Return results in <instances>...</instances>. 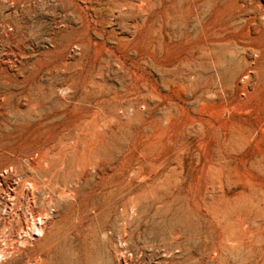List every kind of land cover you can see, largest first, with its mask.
<instances>
[{
	"label": "rangeland",
	"instance_id": "374dc122",
	"mask_svg": "<svg viewBox=\"0 0 264 264\" xmlns=\"http://www.w3.org/2000/svg\"><path fill=\"white\" fill-rule=\"evenodd\" d=\"M243 1L0 0V38L9 39L0 42V145L73 128L99 93L72 118L33 121L17 109L26 108L25 94L78 98L94 78L103 95L112 94L107 111L127 107V124L111 128L131 190L163 172L188 186L214 175L227 192L252 190L264 201V64L260 79L241 82L247 94L235 84L237 60L223 62L220 53L242 41L250 61L264 62V27L231 24ZM205 45L217 50L210 58L202 56ZM105 58L111 64L100 69ZM142 211L148 221L131 231L127 261L157 264L171 253L159 248V213L145 202ZM97 229H75L56 261H102L83 249Z\"/></svg>",
	"mask_w": 264,
	"mask_h": 264
},
{
	"label": "bare ground",
	"instance_id": "6f19581e",
	"mask_svg": "<svg viewBox=\"0 0 264 264\" xmlns=\"http://www.w3.org/2000/svg\"><path fill=\"white\" fill-rule=\"evenodd\" d=\"M239 11L231 24L264 27V0L243 1ZM0 39L3 46L9 41L8 36ZM249 48L236 41L220 49L223 62L230 56L237 60L235 84L247 94L241 82L259 78L264 64L263 57L250 61ZM215 52L213 46L202 48L205 58ZM254 54H262L261 49L253 48ZM110 64L105 58L100 69ZM100 87L88 78L78 98L56 91L24 95L26 108L18 113L38 121L72 118L85 99L100 94L73 128L30 144L0 145V264H62L56 260L70 234L89 223L98 229L83 249L90 248L102 261L69 264H135L127 261V251L133 228L148 221L144 202L159 213V248L171 253L157 264H264V201L256 191L227 192L214 175L188 186L169 172L131 190L132 174L123 150L115 151L120 137L111 128L127 124V107L107 111L103 105L112 94L103 95ZM117 256L121 261H114Z\"/></svg>",
	"mask_w": 264,
	"mask_h": 264
}]
</instances>
